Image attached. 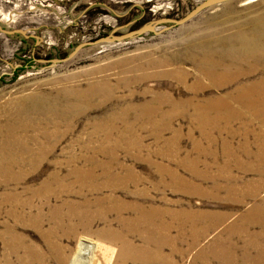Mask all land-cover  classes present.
<instances>
[{
    "label": "rangeland",
    "instance_id": "obj_1",
    "mask_svg": "<svg viewBox=\"0 0 264 264\" xmlns=\"http://www.w3.org/2000/svg\"><path fill=\"white\" fill-rule=\"evenodd\" d=\"M202 1L0 0L1 29L25 31L0 32V129L29 99L45 116L24 119L30 131L1 151L0 194L46 184L31 211L0 204V264H57L59 251L70 264L80 244L93 264H264V0L51 63Z\"/></svg>",
    "mask_w": 264,
    "mask_h": 264
},
{
    "label": "bare ground",
    "instance_id": "obj_2",
    "mask_svg": "<svg viewBox=\"0 0 264 264\" xmlns=\"http://www.w3.org/2000/svg\"><path fill=\"white\" fill-rule=\"evenodd\" d=\"M254 0H248L247 2H252ZM211 61V60H210ZM208 70V69H207ZM29 101V105L32 104V106L30 107H27L26 109H23L22 110H17L19 112V116L17 115V111H15V116H13V121L10 123V127L9 128H2L0 129V171H2V174H5V172L2 170V164H3V156L1 154V151L7 147V145L9 144V142H15L16 141V136H17V130L21 129L24 133L28 131V121H27V125H24V119L28 120L29 119V116L30 115H36V116H39V118L37 119L40 123L42 121H44V113L40 112L37 108V106L32 102L30 101V99L28 100ZM26 103V102H25ZM28 105V104H27ZM67 106V105H66ZM58 109V108H57ZM48 110V109H46ZM45 110V111H46ZM53 110V109H52ZM55 110V109H54ZM61 110V109H60ZM59 110V111H60ZM69 110V109H68ZM57 111V110H56ZM50 112V111H49ZM65 112V111H64ZM69 112V111H68ZM57 113V112H56ZM66 113V112H65ZM70 113V112H69ZM48 114V113H47ZM60 114L62 116H64V114H62L61 112L60 113H57V115ZM68 114V113H67ZM73 114V113H72ZM50 115V114H49ZM18 116V117H17ZM61 116V117H62ZM48 117V116H47ZM33 118V117H32ZM51 118V117H50ZM11 119V118H10ZM55 119V118H54ZM10 121V120H9ZM16 121H20L21 124H19V126H16ZM34 121V120H33ZM52 121V120H51ZM54 121V120H53ZM58 121V120H57ZM31 122V121H30ZM32 123V122H31ZM47 123V122H46ZM37 124V123H36ZM12 125H15L13 128H12ZM41 125V124H40ZM31 126V125H30ZM36 126V125H35ZM38 126V125H37ZM57 127V126H56ZM25 129V131H24ZM20 131V130H19ZM30 131V130H29ZM28 131V132H29ZM45 131V130H44ZM35 133V132H34ZM41 133V132H40ZM45 133V132H44ZM43 134V133H42ZM48 134V133H47ZM46 135V134H45ZM37 137V136H36ZM36 137L32 136L30 137V140L29 142L32 143V144H36L37 142V139ZM49 137V136H48ZM46 138V136L44 137ZM25 147H26V144H23ZM28 146V145H27ZM29 148V152H28V156H29V160L28 162L31 160H33L34 156L38 155V154H42L41 152L43 151V148H44V145L42 146V144H38L36 145V149H32L30 147ZM35 148V147H34ZM46 149V148H45ZM22 150V146L21 145H13L11 146V152H12V155H11V163L14 164L15 163V160L17 158V154L18 152ZM20 153V152H19ZM37 159V158H36ZM30 165V164H29ZM25 173V172H24ZM23 174V173H22ZM52 175V174H51ZM77 175V174H76ZM12 176V175H9V177ZM16 177V176H15ZM15 177H11V178H8L6 180H4V184H7L9 182V184L14 181V180H17L18 178H15ZM18 177V175H17ZM21 177V176H20ZM51 177V176H50ZM53 177V176H52ZM63 179V178H62ZM2 180V179H1ZM60 180V179H59ZM21 182V181H20ZM54 182V181H53ZM58 183V182H57ZM21 184V183H20ZM5 186V185H4ZM50 186V185H49ZM52 186V184H51ZM12 187V186H11ZM46 184L44 183H41L40 187L36 190H33V192H30V196L28 198H25V199H21V193H17L14 191V189L8 193H3V194H0V204H8L10 206H15V207H22V208H27V210L29 209V211H31V208H32V203H33V199H36V198H42L43 199V196H45L44 194H46ZM17 188V187H16ZM8 189H10L8 187ZM26 189V188H24ZM27 190V189H26ZM30 190V189H29ZM24 191V190H23ZM54 191V190H53ZM28 193V192H27ZM48 193V192H47ZM52 193V192H51ZM49 195V194H48ZM57 198V196H55ZM62 198V197H61ZM38 200V199H37ZM65 200V199H64ZM70 201H67V202H64L65 204H69V205H72V203H69ZM85 208L87 209L89 206H99V205H102L104 200H94V203H91L86 201V200H83L82 201ZM44 203L45 204H48L49 203V199L48 197L47 198H44ZM103 206V205H102ZM4 207V206H3ZM34 207V206H33ZM42 203L39 207H37V211L35 212V216H39L41 215V212H42ZM57 207V205H56ZM51 208L49 210V215H48V220L49 222L51 223V227L47 230V232L45 233V236L52 239H57L59 237H61V235H59V237H57V233L58 231L60 230V228H62L61 226V221H60V218H58V208ZM9 209V207H7ZM70 208V207H69ZM14 209V208H13ZM21 209V208H20ZM10 210V209H9ZM12 210V209H11ZM71 210V208H70ZM142 212V211H141ZM30 214V213H29ZM69 216L70 217H75V211L73 212H70L69 213ZM40 217V216H39ZM47 217V216H46ZM147 217V216H146ZM89 225V224H88ZM128 225V224H127ZM88 227V226H87ZM139 227V226H138ZM251 227V226H250ZM234 228H231V230H233ZM87 230V229H86ZM70 234H72V231L69 232ZM120 236V235H118ZM129 241V240H128ZM50 244H53L52 242H49ZM154 243V242H153ZM120 245V244H119ZM119 248V247H118ZM94 248H92L91 246H87V245H83V244H80L79 245V248L77 249V251L75 252V255L72 257L71 261H70V264H93V260H94ZM60 251L58 252V254L55 256V261L57 264H64V257L60 258ZM128 261V260H126Z\"/></svg>",
    "mask_w": 264,
    "mask_h": 264
},
{
    "label": "water",
    "instance_id": "obj_3",
    "mask_svg": "<svg viewBox=\"0 0 264 264\" xmlns=\"http://www.w3.org/2000/svg\"><path fill=\"white\" fill-rule=\"evenodd\" d=\"M230 0H203L201 3H199L198 5H196L191 11H189L185 16H183L180 19H171V18H161V19H157L154 20L152 23L148 24V25H144L136 30L133 31H129L125 34H121L118 36L115 35H108L105 38H101L97 41L94 42H84L79 44L78 46L75 47V49L64 59H54L51 60V63L55 64V63H60V62H65L68 61L69 59H71L74 55H76V53L84 46L87 45H95V44H100V43H108V42H120L122 40L125 39H129L135 36H139L141 34H144L146 32H153L155 33V28L162 23H170L173 26L176 25H182L185 22L189 21L190 19H192L193 17H195L198 13H200L202 10L211 7L213 5H217V4H221L224 2H228ZM0 32L6 34V35H11L13 33H20L23 36L25 35V31L22 30H13V31H6L1 29L0 27ZM26 37V36H25Z\"/></svg>",
    "mask_w": 264,
    "mask_h": 264
}]
</instances>
